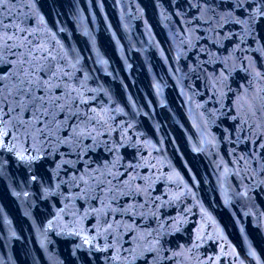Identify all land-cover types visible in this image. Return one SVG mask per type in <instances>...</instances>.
<instances>
[{"label":"water","instance_id":"water-1","mask_svg":"<svg viewBox=\"0 0 264 264\" xmlns=\"http://www.w3.org/2000/svg\"><path fill=\"white\" fill-rule=\"evenodd\" d=\"M4 11L0 264H264V0Z\"/></svg>","mask_w":264,"mask_h":264},{"label":"snow or ice","instance_id":"snow-or-ice-1","mask_svg":"<svg viewBox=\"0 0 264 264\" xmlns=\"http://www.w3.org/2000/svg\"><path fill=\"white\" fill-rule=\"evenodd\" d=\"M10 2V0H0V48H3V47H6L8 46L7 45V42L8 41H14L17 38V36L15 34L13 35H8L7 34V29L9 28H16L17 31H25V29H21L19 28L18 25H15V24H5L4 22V19H5V11H4V8L5 6ZM7 15H11V11L9 10ZM0 59H3L2 56H0ZM23 63V61L21 62ZM25 75H27L25 73ZM30 83H43L42 81H31ZM21 84H23V81H21ZM42 101L43 100V97H36L34 96L33 97V102L34 101ZM19 107V105H17ZM13 109H9V111H12ZM38 119V117H37ZM0 123H3L2 121H0ZM8 135V132L7 131H0V138L4 137V136H7ZM3 145L0 144V147H2ZM109 227H111L109 225ZM85 243H90L89 240H85Z\"/></svg>","mask_w":264,"mask_h":264}]
</instances>
